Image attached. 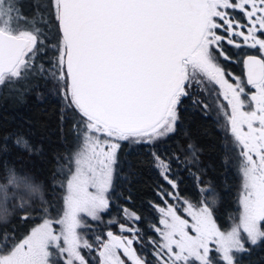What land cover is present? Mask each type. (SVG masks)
Returning a JSON list of instances; mask_svg holds the SVG:
<instances>
[{"label":"snow or ice","instance_id":"1","mask_svg":"<svg viewBox=\"0 0 264 264\" xmlns=\"http://www.w3.org/2000/svg\"><path fill=\"white\" fill-rule=\"evenodd\" d=\"M51 9L59 35L52 45L54 71L49 72L36 60L45 51L44 32L36 21L21 29L14 0H0V85L20 82L27 87L30 77L50 75L65 102L62 117L82 129L83 145L66 180L62 214L53 219L41 207L42 222L0 253V264H93L85 249L96 253L95 264H152L137 253L139 229L132 225L119 224L130 236L108 230L106 238L96 237L95 245L80 229L89 227L85 217L99 221L109 208L107 192L120 142L152 145L175 132L180 105L193 84L204 79L219 86L230 107L223 115L242 158L240 221L224 232L207 203L184 201L191 223L174 205L157 206L162 227L152 226L158 238L149 241L151 255L155 264H235L233 253L246 251L245 239L251 245L264 241V0H51ZM234 37H241L242 43ZM224 43L261 53L242 61L246 84L255 89L247 99L242 98L243 82L236 78L230 83L216 62V54L231 59ZM13 146L31 151L23 137H16ZM8 151L7 143H0V153ZM152 155L175 189L169 162ZM0 167L5 172V183L0 184L4 202L10 186L39 191L7 161H0ZM19 199L21 219L27 220V201ZM41 202L47 203L42 197ZM122 211L131 221L141 219L128 209ZM6 212V207L0 208V215ZM10 239L0 234V243Z\"/></svg>","mask_w":264,"mask_h":264},{"label":"trees","instance_id":"2","mask_svg":"<svg viewBox=\"0 0 264 264\" xmlns=\"http://www.w3.org/2000/svg\"><path fill=\"white\" fill-rule=\"evenodd\" d=\"M24 2L28 9L22 8L20 28L26 29L32 21L37 22L36 26L47 37L45 51L36 58L37 64L43 63L49 72L54 71L51 67L55 64L52 45L59 33L51 0ZM236 17L243 21L238 12ZM223 50L231 59L225 60L216 54V62L229 81L235 82L239 78L243 82L246 96L242 98L247 99L252 87L246 84L242 61L249 54L261 53L226 43ZM26 83L27 87H21L20 82L0 85V143H7L9 149L7 155L0 153V161H7L18 174L30 177L39 191L27 193L23 188L10 186L7 201L0 199V208L7 209L0 215V234L7 233L12 238L0 243V253H6L13 242L26 237L42 222L44 214L39 210L41 207H46L53 219L62 214L66 180L75 169L76 153L83 143L82 129L66 115L62 117L65 102L57 91L55 79L50 75L44 78L33 76ZM205 104L207 108L203 107ZM248 107L246 104L247 110ZM225 110L230 112V107L223 99L222 90L204 79L193 84L189 97L180 105L175 132L152 145L121 141L112 184L107 192L109 208L101 213L99 221L85 217L89 227L80 229L82 235L95 245L96 237L106 238L108 230L121 233L119 224L132 225L139 229V243L134 244L137 253L155 264L149 241L158 238L152 226L160 227L157 205L164 204L165 198L170 199L183 216H187L184 201L194 206L207 203L220 230L230 231L239 223L242 213L243 175L242 158L228 131L227 119L223 115ZM18 136L28 142L31 151L13 146ZM153 152L169 162L168 176L175 181V189L161 175ZM4 183L5 172L0 167V184ZM171 192L179 199L167 195ZM21 196L27 201V220L21 219L24 215L18 206ZM41 197L46 204H42ZM123 209L135 212L141 219L138 222L127 219ZM54 227L59 229V225L54 224ZM241 237H246V234L241 232ZM244 243L246 251L233 253L235 264H264V241L251 245L245 239ZM83 251L95 264L93 258L96 253ZM212 255L216 256L215 253ZM126 264H131V261L126 260Z\"/></svg>","mask_w":264,"mask_h":264},{"label":"rangeland","instance_id":"3","mask_svg":"<svg viewBox=\"0 0 264 264\" xmlns=\"http://www.w3.org/2000/svg\"><path fill=\"white\" fill-rule=\"evenodd\" d=\"M14 3H15V6L19 9V12H20V15L22 16V8H24L25 10H27L28 9V6H27V4L24 2V0H14ZM237 18V17H236ZM23 19V18H22ZM238 19V18H237ZM241 22H243L242 20H241ZM234 39L237 41V42H240V43H242V38L241 37H234ZM230 83H235V82H231V81H229ZM252 87V86H251ZM255 91V89L254 88H252V91H251V93L252 92H254ZM245 110H247L246 108H245ZM102 139L104 138V137H101ZM82 145H83V143H82ZM82 147V146H81ZM80 150V149H79ZM75 161V160H74ZM75 167H76V164H75ZM115 168V167H114ZM113 174H114V172H113ZM113 178V177H112ZM243 192H244V189H243ZM171 193H173V192H171ZM174 194V193H173ZM175 195V194H174ZM174 195H172L171 197H174ZM166 204H170V205H174L175 207H176V205L170 200V199H166L165 198V202H164V204H161V205H157V206H159V207H164ZM177 208V207H176ZM184 211L186 212V215L187 216H183V215H181L179 212H178V209H177V212H178V214L179 215H181L184 219H187V220H189V222L191 223V217L188 215V212L186 211V206H185V208H184ZM160 227H162L161 225H160ZM115 234H117V235H124V236H130L129 234H124V232H121V233H115Z\"/></svg>","mask_w":264,"mask_h":264},{"label":"water","instance_id":"4","mask_svg":"<svg viewBox=\"0 0 264 264\" xmlns=\"http://www.w3.org/2000/svg\"><path fill=\"white\" fill-rule=\"evenodd\" d=\"M249 55H258V54H249ZM244 74H245V78H246V80H247V73H246V69H245V67H244ZM251 86V85H250Z\"/></svg>","mask_w":264,"mask_h":264}]
</instances>
